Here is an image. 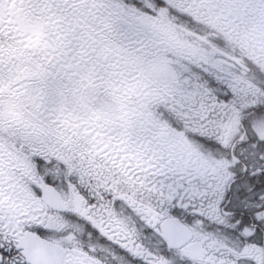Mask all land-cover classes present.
I'll list each match as a JSON object with an SVG mask.
<instances>
[{
	"label": "snow or ice",
	"instance_id": "snow-or-ice-1",
	"mask_svg": "<svg viewBox=\"0 0 264 264\" xmlns=\"http://www.w3.org/2000/svg\"><path fill=\"white\" fill-rule=\"evenodd\" d=\"M260 11L0 0V264H264V56L233 31Z\"/></svg>",
	"mask_w": 264,
	"mask_h": 264
},
{
	"label": "flooded vegetation",
	"instance_id": "flooded-vegetation-1",
	"mask_svg": "<svg viewBox=\"0 0 264 264\" xmlns=\"http://www.w3.org/2000/svg\"><path fill=\"white\" fill-rule=\"evenodd\" d=\"M261 18L254 17L250 19L248 22H243L239 25L236 26L235 29L240 31V33L237 34V37H240L242 34L244 35L241 37L239 40L240 41V46L243 47V54L248 55V56H264V32L260 28L256 26V24L260 23ZM243 41L245 44L243 45ZM149 65L146 71H148L151 75H154L153 72H151V69H149ZM126 71L124 73H127V79H125L124 83L127 84V80L129 79L128 77L135 75L136 79L140 78L141 82L134 83L132 79L130 91L133 90L137 94L140 95V92L142 91L143 87H148V82L144 78V72L137 71L134 67L131 66H126L124 67ZM132 78V77H131ZM146 82V85L142 84ZM139 86V88H138ZM141 99V96H140Z\"/></svg>",
	"mask_w": 264,
	"mask_h": 264
},
{
	"label": "rangeland",
	"instance_id": "rangeland-1",
	"mask_svg": "<svg viewBox=\"0 0 264 264\" xmlns=\"http://www.w3.org/2000/svg\"><path fill=\"white\" fill-rule=\"evenodd\" d=\"M258 15L261 16V21H260V23L256 24V26L258 28H260L261 30H263V32H264V11H260V12L255 13L254 15L249 16L247 18V20L244 21V22H248V21H250V19H252L254 17H257ZM179 39H180V41L182 42V44L185 47H187L188 49H190L192 52L199 54L200 57H204V56L207 55L206 51L204 50V45L207 44V43H209L207 37H205V36H195L194 34H187V35H181L179 37ZM149 66H150L149 69H151V72H153V74L155 76H158L161 72L168 71L166 68L162 67L161 62H159V61H153L152 63L149 64ZM124 71H126L125 68H123V71L121 72V76L123 78V83H124L125 79H127V76H126L127 73L125 74ZM134 77H136V76L135 75H132V76L128 77L129 79L127 80V85H129V86H126V84L124 83L125 90L126 89L127 90H130L129 87H131V84L130 83H132V79H133V82L135 84L138 83V82L142 83L141 80H140V78L139 79H136ZM143 85H146V82H144L142 84V86ZM138 88H139V86H138ZM128 95L129 94H127V101H128L129 104L135 105V104H137L139 102L140 99L135 100L134 102L131 101L128 98Z\"/></svg>",
	"mask_w": 264,
	"mask_h": 264
},
{
	"label": "trees",
	"instance_id": "trees-1",
	"mask_svg": "<svg viewBox=\"0 0 264 264\" xmlns=\"http://www.w3.org/2000/svg\"><path fill=\"white\" fill-rule=\"evenodd\" d=\"M238 39L241 40L240 37H238ZM126 91H127V94H129V95H128V98H129L131 101L134 102L135 100L140 99V95H139V96L136 95L137 93H136L135 91H133V90L130 91V90H127V89H126Z\"/></svg>",
	"mask_w": 264,
	"mask_h": 264
}]
</instances>
